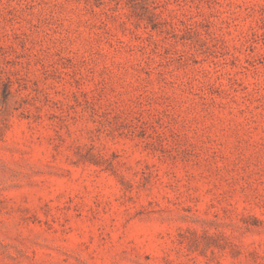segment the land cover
<instances>
[{
    "label": "rangeland",
    "instance_id": "1",
    "mask_svg": "<svg viewBox=\"0 0 264 264\" xmlns=\"http://www.w3.org/2000/svg\"><path fill=\"white\" fill-rule=\"evenodd\" d=\"M0 264H264V0H0Z\"/></svg>",
    "mask_w": 264,
    "mask_h": 264
}]
</instances>
